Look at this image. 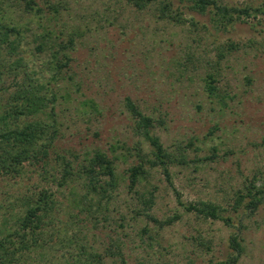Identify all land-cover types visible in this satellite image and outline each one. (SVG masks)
<instances>
[{"label":"rangeland","instance_id":"374dc122","mask_svg":"<svg viewBox=\"0 0 264 264\" xmlns=\"http://www.w3.org/2000/svg\"><path fill=\"white\" fill-rule=\"evenodd\" d=\"M63 1L57 14L44 9L32 15L15 0H0V14L20 28L21 54L39 76L51 75L53 51L62 65L53 80L59 131L49 153V170L58 166L55 154L72 160L75 156L77 164L95 149L112 155L111 145L118 144L122 148L115 154H124L115 159L120 183L111 197H96L99 202L90 214L76 210L75 215L65 206L54 213L52 222L37 230L41 246L23 253L19 264H73L80 245L103 255L101 263L93 264H120L105 254L116 245L125 264H218L232 253V231L243 238L236 264H264V194L252 213L237 216L230 207L237 189L254 175L264 185V15L217 29L210 14L193 13L207 23L202 28L201 23L193 27L159 18L155 4L137 9L127 0ZM172 1L179 5V0ZM222 2L238 7L264 4ZM70 36L73 46L62 48ZM228 40L237 48L217 61V46ZM208 73L216 78L214 94L205 87ZM14 81L5 80L10 91ZM127 96L162 121L153 131L164 147L176 151L184 146L187 155L186 164L170 165L172 184L154 167L137 186L144 194L153 192V216L180 215L167 226L137 214L138 200L127 186L126 168L137 162L132 147L140 144L149 151L148 142L133 130ZM212 148L213 158L198 160ZM42 186L54 190L67 206L69 190L51 181L40 164L26 163L22 175L0 178V237L17 228L18 198ZM77 190L85 188L78 184ZM175 190L186 203H220L234 226L185 211ZM80 257L85 255L81 252Z\"/></svg>","mask_w":264,"mask_h":264},{"label":"trees","instance_id":"16d2710c","mask_svg":"<svg viewBox=\"0 0 264 264\" xmlns=\"http://www.w3.org/2000/svg\"><path fill=\"white\" fill-rule=\"evenodd\" d=\"M24 12L32 15H40L44 9H50L53 13H59L60 7L64 6L63 0H15ZM137 9H143L149 4H155L157 15L161 19H168L176 23L189 22L193 27L201 23L202 28H207L206 22L196 20L193 13L204 15L210 14L214 27L220 29L235 22L247 23L250 17L256 14L264 15V4L261 6H231L222 0H179V5L174 6L172 0H127ZM73 37L65 40L62 48L67 45L73 46ZM22 32L18 25L7 20L0 14V178L18 177L24 173L25 164H40L45 173H49L50 180L58 187L68 189L69 198L67 206L56 196V192L50 188L41 187L33 191L31 195L18 198L20 201L17 214V228L12 232H6L0 237V264H19L23 259V253L35 250L41 245L38 241L42 224L51 223L54 213L68 208L71 213L87 212L93 210L94 202L99 198L111 197V192L120 183L119 174L116 172L115 159L124 154H115L122 146L111 145L112 155H108L101 149H95L91 153L83 155L82 159L75 164L74 160L64 155L55 154L58 166L49 170L51 163L49 153L54 146L59 131V122L55 112V90L53 80L60 71L62 65H58V53H52V73L48 78H42L37 72L30 68L21 54ZM44 41L38 43L35 48L42 49ZM237 48V44L228 40L217 46V61L225 57L226 52ZM20 76V78H18ZM11 78L14 81V89L9 90L5 86V80ZM216 78L213 73L206 75L205 87L208 94H214ZM125 106L133 117V130L149 144V151H144L140 144L134 147L137 162L126 168L128 189L133 191L138 200L137 214L145 216L159 227L167 226L180 218L175 213L165 219H158L150 213L154 204V194L149 191L144 194L137 189L139 183L146 179L150 169L160 167L166 180L172 184L169 167L171 164H186L187 155L184 146H177V150H169L160 141L153 128L162 121L152 115L144 113L130 97H125ZM191 144V143H189ZM124 149H126L124 147ZM128 151V149H127ZM212 153L203 159L213 158ZM114 153V154H113ZM79 181H81L79 183ZM254 175L247 184L237 189L235 197L230 205L231 211L237 216L246 212H254L262 201L264 194L263 183L258 184ZM82 184L85 191L80 193L77 185ZM179 205L187 212H192L202 219L221 220L229 227H233L232 218L225 212L226 207L212 200H198L194 202H183L180 193L174 191ZM76 215V214H75ZM47 219V220H45ZM42 232V231H41ZM16 237V239H14ZM243 240L239 232L232 231L229 234V245L232 253L228 260L220 261L218 264H236L241 253ZM77 258L73 264L101 263L103 255L91 251L80 245ZM85 257L81 258L80 253ZM105 254L115 256L120 264H125L122 249L116 245Z\"/></svg>","mask_w":264,"mask_h":264}]
</instances>
